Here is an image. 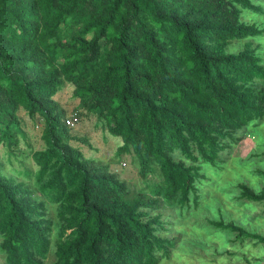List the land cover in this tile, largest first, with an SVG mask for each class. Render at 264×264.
Segmentation results:
<instances>
[{
  "label": "trees",
  "instance_id": "obj_1",
  "mask_svg": "<svg viewBox=\"0 0 264 264\" xmlns=\"http://www.w3.org/2000/svg\"><path fill=\"white\" fill-rule=\"evenodd\" d=\"M242 9L264 10L255 0H0V147L24 165L20 108L40 120L43 141L25 155L37 166L24 168L29 182L7 174L0 155L6 264H46L52 248V264H159L171 255L177 237L161 211L196 203L202 163L220 162L237 133L264 118L258 46L227 48L264 35ZM65 83L77 109L121 139L116 153L136 156L141 181L158 175L149 195L130 197L127 180L73 145L70 115L54 98ZM238 189L264 204V187ZM210 224L264 246V234L233 221Z\"/></svg>",
  "mask_w": 264,
  "mask_h": 264
},
{
  "label": "rangeland",
  "instance_id": "obj_2",
  "mask_svg": "<svg viewBox=\"0 0 264 264\" xmlns=\"http://www.w3.org/2000/svg\"><path fill=\"white\" fill-rule=\"evenodd\" d=\"M264 8V0H255ZM242 19L264 27V10L262 13L242 9ZM250 41L257 45L264 63V35L257 38L231 40L227 44L229 51H237ZM67 115L75 114L78 121L71 127V133L78 138L72 141L86 157L101 159L108 163L112 170L128 181L130 197L150 194L152 183L160 179L157 174L148 176V183L141 181L138 175V160L132 152L116 153L122 143L118 136L111 135L103 120L95 116H86L77 109L78 99L72 95V86L65 83L54 96ZM22 128L25 138L20 139L19 146L24 152V165L8 162L7 150L0 147V155L4 161V171L17 180L32 181L23 171L27 167L31 172L37 166L31 157L25 155L30 150L43 147L40 120L31 119L20 108ZM238 143L228 151L221 152L222 160L215 165L202 163L204 177L199 180V197L195 203L192 199L189 206H174L161 211L169 220L167 235L177 237L169 257L163 255L159 264H247L264 263V246L246 238H236L235 232L220 229L210 221H233L245 229L264 234V204L239 197L238 183L245 182L255 189L264 187V177L257 169L264 170V118L252 121L243 131ZM22 155V157H23ZM178 158L180 155L177 156ZM176 157V159H178ZM48 208L51 217L56 216V207L44 193L37 194ZM154 213V212H152ZM53 248L49 252L46 264H52ZM0 264H6L4 254L0 251Z\"/></svg>",
  "mask_w": 264,
  "mask_h": 264
},
{
  "label": "built area",
  "instance_id": "obj_3",
  "mask_svg": "<svg viewBox=\"0 0 264 264\" xmlns=\"http://www.w3.org/2000/svg\"><path fill=\"white\" fill-rule=\"evenodd\" d=\"M78 121V116L75 115V114H71L69 116V118L66 120V123L69 125V126H73L75 123H77Z\"/></svg>",
  "mask_w": 264,
  "mask_h": 264
}]
</instances>
